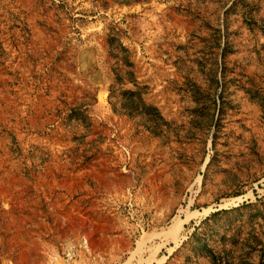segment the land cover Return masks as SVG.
<instances>
[{"label":"rangeland","instance_id":"obj_1","mask_svg":"<svg viewBox=\"0 0 264 264\" xmlns=\"http://www.w3.org/2000/svg\"><path fill=\"white\" fill-rule=\"evenodd\" d=\"M264 264V0H0V264Z\"/></svg>","mask_w":264,"mask_h":264},{"label":"bare ground","instance_id":"obj_2","mask_svg":"<svg viewBox=\"0 0 264 264\" xmlns=\"http://www.w3.org/2000/svg\"><path fill=\"white\" fill-rule=\"evenodd\" d=\"M124 264H127V263H124Z\"/></svg>","mask_w":264,"mask_h":264}]
</instances>
